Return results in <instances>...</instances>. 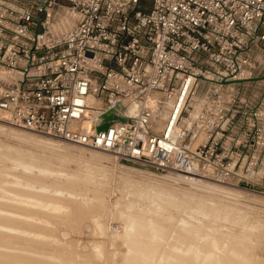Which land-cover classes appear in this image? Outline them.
<instances>
[{"label": "built area", "instance_id": "obj_1", "mask_svg": "<svg viewBox=\"0 0 264 264\" xmlns=\"http://www.w3.org/2000/svg\"><path fill=\"white\" fill-rule=\"evenodd\" d=\"M67 13L76 23L58 30ZM261 51L264 0H0V111L31 133L230 183L264 157V90L244 95ZM112 110L125 121L98 131Z\"/></svg>", "mask_w": 264, "mask_h": 264}, {"label": "rangeland", "instance_id": "obj_2", "mask_svg": "<svg viewBox=\"0 0 264 264\" xmlns=\"http://www.w3.org/2000/svg\"><path fill=\"white\" fill-rule=\"evenodd\" d=\"M258 61H259V65L251 77L253 79H250L249 81H247L245 83V87H244V95L246 97V100L248 102H250V104L258 103L257 101H259V97L264 90V51H261L260 54L258 55ZM2 115L5 116L7 119L5 117H3ZM6 115H5V113L0 111V120L3 121V122L0 121V123L8 125V127H10L9 129L12 128V134L15 132L16 133L21 132L23 134L34 135L35 137H38V138H32V139H25L24 140L22 137L19 138L15 134L11 135V134H8L6 132L2 133L0 131V136H1L0 137V156L2 155L1 153H3V151H5V147L7 145H9V146L12 145L11 147L7 146L11 149H12V147H16V148H14V150L16 149V151L17 150L22 151V152H15L14 151V152H12L13 155L11 154L12 157H15L14 159H16V160L21 159V160H19L20 162H17L16 160L13 161L11 159H9V160L7 159V161L4 164L2 163L3 165L0 162V169L10 171L7 173L9 175L7 176L6 183H5V181L3 182V185L5 188H3V187L0 188V191H2V192H0V200H1L0 202L2 203V204L0 203V206H2V207H0V212L2 210L3 213H6V214L9 213V215H12V216L15 215V213L17 212L18 215L17 214L16 215L20 216V218H23L22 215L24 214V217H26L27 219L29 218V220H31V221L36 220L35 222H37L36 227H37L38 234H40V233L41 234L51 233V234H54V236L58 235L57 237L52 238V235L50 234V236L47 237L49 240L46 238V241L48 240L47 242H50L49 247L53 248V250L56 249L55 251L58 250L61 253L64 252V254L65 253L67 254V255L65 254V257H64V260L67 261L66 264H68L70 262L76 263V264H125L126 262H127L126 264H141L140 262H136V261L131 262L130 260H128L129 256H131L133 254L132 251H134L133 250V244L131 242L132 237L131 236L129 237L128 235H132V233L134 234L136 232L135 230H133L131 228L132 226L129 227V224L137 226V224L135 225V222L132 224L133 221H130V220L131 219L132 220L135 219V221H137L138 219L140 220V218H141L140 216L142 214H143L142 216H148L149 219H152L150 221H147V224H148V222L151 223V221L153 223H156V225L158 223L157 226L162 224L161 225L162 226L161 231L163 230V232H160V230H158L156 228H161V226L155 227L156 225L153 223H151L154 225L153 229H156V231L153 230L154 232L149 231V228L152 227L151 224L146 226L148 228V232H150L152 234V235L151 234L149 235V233L147 232V234L150 237L146 236V238H144L145 240L148 241L147 243H149V240L151 243V245L149 244L150 247H149L148 251L152 252V253L148 252L149 258L147 259V261L149 260V262H147V264L148 263L149 264H156V262H158L157 264H163V263L165 264L168 260L167 255L171 252L174 254V252L176 253L177 251H180L177 248V247H180V245H182V246L179 249H181V251L185 255L186 254L189 255V256H187V255L186 256L189 259L192 258V259H190V261L192 260L193 262L191 261V263H189L190 262L189 259H186V262H185L184 257L186 258V256H183V258H182L183 253L179 254V252H177L176 257H175L176 260L174 259V264H177V263L178 264H193V263L194 264H196V263L200 264V262L202 264V262L207 261V259L204 258L205 253H203L204 260L201 259V256H202L201 254L199 256L200 258L198 257V254L195 256L194 254H196V252L199 250L200 246H198V248H197L198 250H196V247H194V246H197V243H199L198 245H201V247L202 246L204 247L206 245L204 243H207V246H208V245H210L209 240L211 241V238H212V241L210 243L213 244V242L216 241V243L213 244L215 247L210 246L211 248H213V251L216 249L215 250L216 253H213L214 255L212 254V258L211 257H209V258L211 260H214L213 258H215L216 260L219 259L218 260L219 264H226V262L229 264V261H226L227 259L230 260L231 264L233 262L236 264H264V157L263 156L261 157L262 160L260 162V166L258 168L256 167V169H254V170L253 169L247 170V168L244 167V165H242L240 167L237 166L236 172H238V175H236V177L234 176L235 178H233L230 183H219L216 181L214 182L212 180L209 181V179H207V178L201 179L200 177L196 178V177H191V176H184V175H180V174L170 172L167 170L157 169L158 170L157 171L156 168L154 169L153 167H151V168L148 167L150 165H147L145 167L142 166L143 169L144 168L146 169V170H144L146 172L143 174L142 172L138 173V172H133L131 170L129 171V170L122 168L123 166L121 165V163H131V162L123 161V160H121V158H117L116 155L113 153L103 151L100 149H91V148L87 149L86 147L67 143V142H63L61 140L52 138V137L44 135V134H38V133H34V132L31 133V131H28V130H22L21 131V129H18L9 123L8 117ZM13 129H15V130H13ZM14 136L16 137V139ZM48 138L53 140V143H55L54 146L49 145L47 142H45V139H48ZM42 139H44V140H42ZM195 146H194V148H195ZM68 149H70V150H68ZM24 150H25V153L23 152ZM81 151H83V152H81ZM93 151H100V153L106 154V158L104 159L102 164L98 165V163L94 162V160L92 158V156H93L92 152ZM64 154L70 157L69 161H71V162H65L64 163L63 161H61L62 155H64ZM91 154H92V156H90ZM107 154L109 156H107ZM58 155H59V157H58ZM111 155H113V156H111ZM263 155H264V153H263ZM18 156H20V157H18ZM88 160H89V164L87 162ZM91 160H93V161H91ZM48 161L50 163H48ZM90 162H92V164H90ZM12 163H13V165L14 164L15 165L13 166ZM93 164H96V165H93ZM48 165H50V166H48ZM62 165H63V167H62ZM143 165H146V164H143ZM12 166L14 167V170L17 168V166H19L20 169H18V168L16 169L18 173L13 171ZM59 170H61V171H59ZM12 171H13L14 175H13V173H12V175L10 174ZM25 171H26V173H25ZM141 171H143V170H141ZM151 171L157 172L160 176L155 177L154 175H152V173L150 175L149 172H151ZM15 173L18 176H16ZM34 173L37 175H35ZM27 175H29V176H27ZM12 176L16 177L17 179L15 180V178ZM37 176H39V177H37ZM28 177L29 178L31 177V180H36V182H33L34 187H30V184L32 183V181L31 180L29 181ZM25 178H27V179H25ZM41 179H42V181H41ZM19 180H21L20 181L21 183L19 182ZM11 181H12V183H11ZM37 181H39V182H37ZM17 182H19V183H17ZM40 183L41 184L44 183L45 185L44 184L41 185ZM8 187H9V189H8ZM25 188H26V190H25ZM33 188H36V189H33ZM23 190L25 192H28L29 190H30V192L31 191L33 192L35 190V192L38 191L39 193L45 194L49 197L53 196V198H55V199L59 198V196H60V198L57 200L62 201L61 204L64 205V209H62V210H64V211H62L60 213L59 212L60 210H58V209L61 206L60 205H57V206L54 205L55 202H52V201H50L48 203L42 202L46 206H44L41 203H38L41 201H37V203L35 204L36 201L34 198H32L28 195H27L28 196L27 197L26 194L23 196V193H24ZM20 191L23 193H20ZM93 191H94V193H93ZM48 193L51 194V196ZM5 194L7 196H5ZM1 195H2V197H1ZM11 195L12 196L15 195L14 197H16L18 199H16V198L11 199L12 198ZM9 196H11V197H9ZM29 197L31 199H34L33 200L34 202H32V201L30 202L31 199ZM53 198H50V199L47 198V201H48V199L53 200ZM19 199H21L20 204H18L19 206H21L20 211H18L19 209H15L16 207H14V203L15 204L19 203V202H17V201H20ZM96 199L99 201H97ZM8 200H10V201L8 202ZM12 200H14V202ZM28 200L30 203L28 202ZM22 201H25V202H22ZM11 202H13V203H11ZM8 203H10V204H8ZM6 204H7V206H6ZM52 204L54 205V207ZM40 205H43V206H40ZM50 205H52V206H50ZM66 205L68 207H66ZM8 206L11 208H9ZM34 206H36L38 209ZM13 207L15 209L14 212L16 211L15 213L12 211L10 212V210L13 209ZM24 207H26L25 210H24ZM33 208H35V210H32ZM42 208L44 210H42ZM30 209L33 212L35 211L34 214L36 216L34 214H32L33 212L31 213L33 220L30 219V217L25 216V214L28 215L30 213ZM93 209H95V210H93ZM218 209L221 212L220 211L216 212V210H218ZM5 210H7V211H5ZM22 210H23V214H20V212H22ZM27 210H29V213H24V211L27 212ZM37 210H39V211L41 210L40 214L38 213L39 211H37ZM91 210H93V211H91ZM134 210L135 211L140 210V212H137L138 215L139 214L140 215L137 216V213L134 214ZM153 210H154L156 216L154 215ZM141 211L143 212L142 214H141ZM144 211H145L146 215L144 214ZM128 212L129 213L132 212V214H134L133 216H137V217L134 218L132 216V214L130 216ZM148 212H150V213L147 214ZM31 214L29 216H31ZM123 214L127 215V216H124ZM47 215L50 216L51 221L53 222L52 223L53 225H50L51 221L49 218L48 219L50 222H48V219H47L48 216ZM76 215H78L79 217H81V216L82 217L79 218L78 216L76 217ZM128 215L131 218L130 220L127 219ZM37 216L42 218L43 220L42 219L38 220L40 218H38ZM56 216H58V217H56ZM69 216H70V218H69ZM121 216H123V217H121ZM74 218H76V219H74ZM155 218H156V220L158 219L159 221H157V222L154 221ZM45 219H47V220H45ZM149 219L147 218V220H149ZM2 220H0V223ZM63 220H65V222ZM128 220L130 221L129 224H127L129 222ZM16 221H19V220L13 221L12 227L8 224L3 223L5 225L4 226L1 223L0 228H2L3 226L6 227V229L3 227L5 229L6 234L8 232L7 230L9 229V232H8L9 234H7V235L10 236V233H11V237H10L11 239H14V238H12V235L16 234V235H14L15 240H19V241L21 240L24 243H29V242L34 243L35 241H31V240L28 241L27 239L22 240V237H20V233L21 232L23 233V231L26 233L28 231L26 233V234H28L31 231L30 235L29 234L28 235L30 238H32L34 235V232L32 231V229H35L36 227L34 228L31 226L32 228H28L26 231L25 230L26 228L23 226L24 224L21 223L22 224L21 225V224H19L20 222L17 223ZM126 221H127L126 224L128 227H126V225L124 226V223ZM14 222L21 225L25 229L24 228L22 229V227L18 228V227H20L19 225H18V227H16L17 224L15 226ZM47 222H48V224H47ZM160 222H161V224H159ZM42 223L45 225L42 226ZM101 223H103L104 225ZM48 225H50L54 228L51 227L52 229L51 228L49 229ZM7 227H10L12 229L10 230V228H7ZM13 228H15V229L13 230ZM123 228H125L127 230V232H124L126 230ZM182 228H183V230H181ZM185 228L187 230L189 229V232H192L193 234L196 232L197 233L195 235L190 233L193 236H191L190 234L187 235L189 232H186ZM195 228H197L198 231H196ZM4 229H0V234L3 233ZM20 229H22V230H20ZM1 230H2V232H1ZM150 230H152V229L150 228ZM194 230L196 232H194ZM14 231H15V233H14ZM41 231H44V232H41ZM18 232H19V234H18ZM177 232L180 234L178 235ZM126 233H130V234L127 235ZM161 233H163V234H161ZM174 233L178 235V238L176 236L175 241H173L175 236L172 235ZM6 234L3 233L2 235H3V237L8 238L9 236L7 237ZM26 234H22V235L28 238V235H26ZM55 234H57V235H55ZM156 234L159 236H155ZM17 235H19V236H17ZM31 235H32V237H31ZM124 235H125V237H127L129 239L127 240V238H125ZM180 235H182V237H183V235L185 237L191 236L190 238H192L193 241H192V239L188 240V238H187L188 241L186 240V238L182 240L179 237ZM214 235H215V237H214ZM172 236H174V238ZM206 236H207V238H206ZM210 236H212V237H210ZM157 237L159 238V241H157V239H158ZM160 237H162V238H160ZM163 237H165V238H163ZM149 238H151V239H149ZM202 238H205L203 240H205L206 242L203 243ZM54 239H56L55 241H57V242L53 241ZM152 239H153V241L154 240L155 241L153 242ZM51 240L54 243L51 242ZM160 240H164V241H161V243H160ZM217 240L219 241L220 244L217 243L218 242ZM170 241L171 242L173 241L172 246L177 243V245H175L176 249L172 248ZM183 241H184V244H186L188 246H190V244H193L194 246L192 245L190 247H191V249L193 247L192 250H194V248H195L196 251L194 250L192 252L190 247L182 244ZM190 241H192V242H190ZM224 241L226 243H224ZM180 242H181V244H178ZM187 242L189 244H187ZM233 242H234V244H233ZM127 243H128V245H126ZM159 244H161V245H159ZM216 244H217V246H216ZM218 244H219V247H218ZM224 245H225V247H224ZM61 246H63V247H61ZM128 246L131 250L128 249ZM185 246L187 248H189V249H187V251L185 250L186 253L183 249V248H185ZM220 246H222V247H220ZM170 247H171V249H169ZM10 248H11V250H13V249L16 250L15 247H9L8 249H10ZM226 248H227V250H225ZM172 249H174L176 251H173ZM11 250H9V251H11ZM18 250L20 252L24 253L23 248L20 247V248H18ZM127 250L129 251V253ZM154 250H156V251H154ZM25 251L29 252V253H35L36 255H38L36 252H32L26 248H25ZM136 251H134V254ZM222 251H224V252H222ZM69 252H71V253H69ZM158 252H159V255H158ZM188 252L191 253V257H190V253H188ZM74 253H75V257L73 258ZM155 253H156V255L154 256L153 254H155ZM192 253L195 257L200 259V262H198L199 259L197 260V258L195 261L193 260L195 257L192 255ZM223 253L225 254V257H224ZM238 253H241V254H238ZM42 255L43 254H41V256ZM230 255H233V257H236L237 255L238 256H237V258H234V259L232 258V260H231ZM239 255H242L243 259ZM70 256H71V258H70ZM159 256H161L163 258H160ZM151 257H153V258H151ZM217 257H218V259H217ZM125 258H127V260H125ZM159 258H160V260H159ZM209 258H208V260H209ZM225 258H226V260H225ZM161 259H162V262H161ZM239 261H240V263H239ZM152 262H154V263H152ZM182 262H184V263H182ZM209 262H210V260H209ZM205 263L206 262H204L203 264H205Z\"/></svg>", "mask_w": 264, "mask_h": 264}, {"label": "bare ground", "instance_id": "obj_3", "mask_svg": "<svg viewBox=\"0 0 264 264\" xmlns=\"http://www.w3.org/2000/svg\"><path fill=\"white\" fill-rule=\"evenodd\" d=\"M76 19H77V15L76 14H63V15H61V17H59V19H58V24H57V28H58V30H66V29H68V28H70L74 23H76ZM153 100V99H152ZM4 115V114H3ZM2 115V116H3ZM6 115V114H5ZM1 116V117H2ZM3 117H5V116H3ZM6 118V117H5ZM3 119V118H2ZM7 119V118H6ZM0 121H2V120H0ZM3 122V121H2ZM90 126V125H89ZM10 127H8V125H5V124H3V123H0V131L2 132V133H4V132H6V133H8V134H11V135H16L17 137H22L24 140L25 139H32V138H38V137H35L34 135H28V134H23V133H21V132H15V133H13L12 134V128L11 129H9ZM18 129H20V128H18ZM13 130H15V129H13ZM23 129H21V131H22ZM14 132V131H13ZM1 137V136H0ZM15 137V136H14ZM11 138V137H10ZM15 139H16V137H15ZM22 139V140H23ZM18 140V139H17ZM42 140H44V139H42ZM205 140V136L203 135V134H199L197 137H196V139H194L193 141H194V143L195 142H198L199 143V141H204ZM15 141V140H14ZM23 142V141H22ZM28 142V141H27ZM26 142V143H27ZM45 142H47L49 145H55V143H53V140L52 139H45ZM55 142V141H54ZM64 144V143H63ZM62 144V145H63ZM57 145V144H56ZM67 145V144H66ZM196 145V144H195ZM7 146H9V145H7ZM5 147V151H3V153H1L2 155L0 156L1 158H0V162H1V164L3 163H5L6 161H7V159L9 160V159H11V160H16V159H14L15 157H12V152H22V151H16V149L14 150V148H16V147H12V149L11 148H9V147H11V146H9V147ZM58 147V146H57ZM64 148V147H63ZM67 148V147H66ZM22 149V148H21ZM23 150V149H22ZM63 150V149H62ZM68 150H70V149H68ZM24 153H25V150L23 151ZM65 152V151H64ZM81 152H83V151H81ZM91 152V151H90ZM94 152V153H93ZM92 152V154H93V156H92V154L90 155V156H92V158H93V160H94V162H96V163H98V165L99 164H102V162L104 161V159L106 158V154H103V153H100V151H93ZM12 154V155H11ZM29 154V153H28ZM66 154V153H65ZM62 155V159H61V161H63L64 163L65 162H71V161H69V159H70V157L69 156H67V155ZM68 154V153H67ZM77 154V153H76ZM16 155V154H15ZM14 155V156H15ZM18 155V154H17ZM22 155V154H21ZM20 155V156H21ZM61 155V154H60ZM84 155V154H83ZM20 156H18V157H20ZM32 156V155H31ZM85 156V155H84ZM105 156V157H104ZM107 156H109L108 154H107ZM111 156H113V155H111ZM17 157V156H16ZM22 157V156H21ZM58 157H59V155H58ZM69 157V158H68ZM61 158V157H60ZM68 158V159H67ZM117 158H119V157H117ZM18 159V158H17ZM109 159V158H108ZM19 160H21V159H19ZM19 160H16L17 162H20ZM37 160V159H36ZM51 160V159H50ZM86 160V159H85ZM93 160H91V161H93ZM122 160V159H121ZM15 161V162H16ZM47 161V160H46ZM77 161V160H76ZM123 161H126V162H131V163H121V165L123 166L122 168H124V169H126V170H131V171H133V172H142L143 174L146 172V171H144V170H146L145 168L143 169V167L142 166H147V165H143V164H141V163H136V162H132V161H128V160H126L125 158L123 159ZM45 162V161H44ZM62 162V163H63ZM88 162V164H89V160L87 161ZM86 162V163H87ZM93 162V163H94ZM46 163V162H45ZM48 163H50L49 161H48ZM2 164V165H3ZM23 164V163H22ZM61 164V163H60ZM90 164H92V162H90ZM12 165H13V163H12ZM15 165V164H14ZM13 165V166H14ZM29 165V164H28ZM35 165V164H34ZM86 165V164H85ZM93 165H96V164H93ZM5 166V165H4ZM8 166V165H7ZM12 166V168H13V171L14 172H17V168L18 169H20L19 168V166H17V168L14 170V167ZM46 166V165H45ZM48 166H50V165H48ZM67 166V165H66ZM87 166V165H86ZM6 167V166H5ZM32 167V166H31ZM62 167H63V165H62ZM72 167V166H71ZM148 167H152L151 165L150 166H148ZM2 168V167H1ZM4 168V167H3ZM8 168V167H7ZM11 168V167H10ZM68 168V167H67ZM85 168V167H84ZM154 169H155V167H153ZM22 169V168H21ZM30 169V168H29ZM123 169V170H124ZM158 168H156V170H157ZM24 170V169H23ZM32 170V169H31ZM141 170H143V171H141ZM160 170H162V169H160ZM13 171L10 173L11 175H12V173H13ZM59 171H61V170H59ZM66 171V170H65ZM73 171V170H72ZM158 171V170H157ZM8 172H10L9 170H4V169H0V188L1 187H3V188H5L4 187V185H3V182L5 181V183H6V181H7V176L9 175V174H7ZM21 172V171H20ZM28 172V171H27ZM128 172V171H127ZM18 173V172H17ZM25 173H26V171H25ZM51 173V172H50ZM151 173H152V175H154L155 177L157 176H160L157 172H155V171H151V172H149V174L151 175ZM20 174V173H19ZM28 174V173H27ZM35 174V173H34ZM178 174V173H177ZM13 175H14V173H13ZM15 175L16 176H18L16 173H15ZM26 175V174H25ZM35 175H37V174H35ZM47 175V174H46ZM180 175H183V174H180ZM27 176H29V175H27ZM48 176V175H47ZM73 176V175H72ZM149 176V175H148ZM184 176H186V175H184ZM12 177H14V176H12ZM37 177H39V176H37ZM49 177V176H48ZM15 178V180L17 179L16 177H14ZM160 178V177H159ZM196 178H199V177H196ZM9 179V178H8ZM20 179V178H19ZM25 179H27V178H25ZM28 179H29V181L31 180V177L29 178L28 177ZM40 179V178H39ZM201 179H203V178H201ZM22 180V179H21ZM21 180H19V182L21 181ZM75 180V179H74ZM152 180V179H151ZM206 180V179H205ZM28 181V180H27ZM26 181V182H27ZM32 181V183L30 184V187H34V185H33V182H36V180H31ZM41 181H42V179H41ZM209 181H210V179H209ZM213 181V180H212ZM16 182V181H15ZM19 182H17V183H19ZM23 182V181H22ZM25 182V183H26ZM37 182H39V181H37ZM44 182V181H43ZM92 182V181H91ZM215 182V181H214ZM11 183H12V181H11ZM21 183V182H20ZM54 183V182H53ZM28 184V185H29ZM41 184V183H40ZM44 184V183H43ZM43 184H41V185H43ZM14 185V184H13ZM45 185V184H44ZM47 185V184H46ZM139 185V184H138ZM7 187V186H6ZM36 187V186H35ZM45 187V186H44ZM15 188V187H14ZM40 188V187H39ZM56 188V187H55ZM217 188V187H216ZM8 189H9V187H8ZM12 189V188H11ZM32 189V188H31ZM30 189V190H31ZM33 189H36V188H33ZM25 190H26V188H25ZM30 190L28 191V192H25L24 190V193L23 192H21L20 191V193H23V196L26 194V196L28 195V196H30V197H32V198H34L35 199V204L37 203V201H41V202H38V203H41V204H43L42 202H45V203H48V202H50V201H52V202H55L54 203V205H60L59 207V209L58 210H60L59 212L61 213L62 211H64V210H62V209H64V205L63 204H61L62 203V201L61 200H57V199H59L60 198V196H59V198H57V199H55V198H53V196H51V194H49L51 197H49V196H47V195H45V194H41V193H39L38 191H36L35 192V190L32 192H30ZM224 190V189H223ZM12 191V190H11ZM143 191V190H142ZM222 191V190H221ZM0 192H2V191H0ZM43 193V192H42ZM93 193H94V191H93ZM100 193V192H99ZM7 194V193H6ZM5 194V196H7ZM98 194V193H97ZM9 195V194H8ZM21 195V194H20ZM12 196V195H11ZM11 196H9V197H11ZM15 196V195H14ZM14 196H12V198L11 199H15L16 197H14ZM18 196V195H17ZM22 196V195H21ZM27 196V197H28ZM1 197H2V195H1ZM20 197V196H19ZM29 197V198H30ZM95 197V196H94ZM97 197V196H96ZM141 197V196H140ZM144 197V196H143ZM47 198H53V200H49L48 199V201H47ZM62 198V197H61ZM145 198V197H144ZM9 199V198H8ZM16 199H18V198H16ZM31 199V198H30ZM34 199H31L30 200V202L32 201V202H34L33 200ZM55 199V200H54ZM63 199V198H62ZM100 199V198H99ZM20 201H17V202H19V203H14V207H16L15 209H19L18 211H20L21 209H20V207L21 206H19L18 204H20V202H21V199H19ZM74 200V199H73ZM81 200V199H80ZM97 200V199H96ZM1 201V200H0ZM10 200H8V202H9ZM13 202H14V200H12ZM69 201V200H68ZM97 201H99V200H97ZM96 201V202H97ZM102 201V200H101ZM100 201V202H101ZM4 202V201H3ZM13 202H11V203H13ZM22 202H25V201H22ZM28 202H29V200H28ZM29 202V203H30ZM51 202V203H52ZM58 202V203H57ZM80 202V201H79ZM1 203V202H0ZM68 203V202H67ZM78 203V202H77ZM82 203V202H81ZM2 204V203H1ZM8 204H10V203H8ZM24 204V203H23ZM32 204V203H31ZM44 206H46L45 204H43ZM43 205H40V206H43ZM53 205V204H52ZM52 205H50V206H52ZM54 205H53V207H54ZM6 206H7V204H6ZM10 206V205H9ZM8 206V207H9ZM12 206V205H11ZM48 206V205H47ZM75 206V205H74ZM80 206V205H79ZM82 206V205H81ZM216 206V205H215ZM214 206V207H215ZM0 207H2V206H0ZM14 207H13V209H11L10 210V212L12 211V212H14ZM34 207H36V206H34ZM52 207V208H53ZM66 207H68L67 205H66ZM77 207V206H76ZM9 208H11V207H9ZM23 208V207H22ZM31 208V207H30ZM37 208V207H36ZM92 208V207H91ZM217 208V207H216ZM2 209V208H1ZM6 209V208H5ZM8 209V208H7ZM26 209V207H24V210ZM28 209V208H27ZM38 209V208H37ZM57 209V208H56ZM144 209V208H143ZM158 209V208H157ZM221 209V208H220ZM9 210V209H8ZM32 210H35V208H33ZM31 209H30V213H29V210H27V212L26 211H24V213H29L28 215H26L25 214V216H27V217H30V219H32L33 220V218H32V214H34V212L32 211ZM42 210H44L43 208H42ZM53 210V209H52ZM67 210V209H66ZM93 210H95V209H93ZM93 210H91V211H93ZM4 211V210H3ZM5 211H7V210H5ZM37 211H39V210H37ZM36 211V212H37ZM103 211V210H102ZM130 211V210H129ZM217 211H220L219 209L218 210H216V212ZM1 212H2V210H1ZM0 212V220H2L1 221V223H2V225H4L3 223H5V224H8V225H10L11 227H12V223H13V221H15V220H19V221H16L17 223H19V224H24L23 226L26 228H24V227H22L21 225H19V224H17V223H15V226H16V224H17V226L16 227H18V225L20 226V227H18V228H21L22 227V229L24 228L26 231H27V229L28 228H32V227H36V225H37V222H35L36 220H34V221H31V220H29V218L27 219L26 217H24V214H23V210H22V212H20V214H23L22 216H23V218H20V216H17L18 214H17V212L15 213V215H9V213H1ZM9 212V211H8ZM33 212V213H32ZM40 212H41V210L38 212L39 214H40ZM137 212H140V210H138V211H135L134 210V214L135 213H137ZM153 212H154V210H153ZM215 212V213H216ZM221 212V211H220ZM219 212V213H220ZM19 213V212H18ZM32 213V214H31ZM47 213V212H46ZM57 213V212H56ZM98 213V212H97ZM129 213V212H128ZM143 212L141 211V214H142ZM150 212H148L147 214H149ZM152 213V212H151ZM159 213V212H158ZM17 214V215H16ZM19 214V215H20ZM31 214V216H29ZM38 214V215H39ZM42 214V213H41ZM131 214H132V212L131 213H129V215L131 216ZM134 214H132V216L134 215ZM144 214L146 215V213H145V211H144ZM160 214V213H159ZM158 214V215H159ZM35 215V214H34ZM33 215V216H34ZM79 215V214H78ZM78 215H76V217L78 216ZM82 215V214H81ZM101 215V214H100ZM124 215V214H123ZM129 215H128V217H127V219H131L130 217H129ZM140 215V214H139ZM138 215V213H137V216H139ZM143 215V214H142ZM140 216L141 218H140V220L138 219L137 221H135V219L134 220H130V221H133L132 222V224L135 222V225L137 224V226H134V225H130L129 223H130V221L127 223V221L124 223V226L126 225V227H128L127 226V224H129V227L130 226H132L131 228L133 229V230H135L134 232V234L132 233V235H128V234H130V233H126L129 237L131 236L132 238V244H133V250L134 251H136L135 252V254H134V251H132V255L131 256H129V259L128 260H130L131 262H140L141 264H147V262H149V260L147 261V259L149 258L148 257V250H149V244L151 245V243H150V240H149V243H147L148 241L147 240H145L144 238H146V236H148V237H150L149 235L151 234L150 232H148V228L146 227L147 225H149V224H151V223H153L152 221H151V223L150 222H148V224H147V221H150V220H152V219H149V217L148 216ZM154 215H155V212H154ZM220 215V214H219ZM36 216V215H35ZM48 216V217H47ZM46 217H47V219L49 218L50 219V221H51V218H50V216L49 215H47ZM75 216V215H74ZM124 216H127V215H124ZM137 216H133L134 218H136ZM150 216V215H149ZM156 216V215H155ZM38 217V216H37ZM54 217V216H53ZM56 217H58V216H56ZM72 217V216H71ZM79 217V216H78ZM82 217V216H81ZM81 217H79V218H81ZM121 217H123V216H121ZM149 219V220H147V218ZM35 218V217H34ZM38 218H40V217H38ZM69 218H70V216H69ZM99 218V217H98ZM103 218V217H102ZM157 218V217H156ZM156 218L154 219V221H159L158 219L156 220ZM42 218H40V219H38V220H41ZM47 219H45V220H47ZM49 219H48V222H50L49 221ZM74 219H76V218H74ZM92 219V218H91ZM43 220V219H42ZM44 220V221H45ZM59 220V219H58ZM54 221V220H53ZM64 222H65V220H63ZM75 221V220H74ZM119 221V220H118ZM125 221V220H124ZM123 221V222H124ZM42 222V221H41ZM40 222V223H41ZM46 222V221H45ZM48 222H47V224H48ZM1 223H0V225H1ZM53 222L51 221V223H50V225H53L52 224ZM127 223V224H126ZM55 224V223H54ZM101 224H103V223H101ZM153 224H155L156 225V223H153ZM153 224H151L152 225V227H150L152 230H150V228H149V231H153V230H155L156 231V229H158V230H160V232H163V230L161 231V229H162V224H161V222L159 223V224H161V225H159V226H157L158 225V223H157V225L155 226V227H160L161 226V228H156V229H153ZM43 225H45V224H43L42 223V226ZM50 225H48L49 226V229L52 227V226H50ZM100 225V224H99ZM104 225V224H103ZM5 226V225H4ZM3 226V227H4ZM30 226V227H29ZM32 226V227H31ZM102 226V225H101ZM165 226V225H164ZM0 228V229H6V227H4V228ZM45 227V226H44ZM7 228H10V227H7ZM52 228H54V227H52ZM51 228V229H52ZM58 228V227H57ZM100 228V227H99ZM103 228V227H102ZM166 228V227H165ZM184 228V227H183ZM183 228L181 229V230H183ZM5 229H4V231H3V233L4 234H6L5 233ZM12 228H10V230H11ZM15 228H13V230H14ZM22 229H20V230H22ZM45 229V228H44ZM43 229V230H44ZM123 229H125V228H123ZM128 229V228H127ZM17 230V229H16ZM19 230V229H18ZM102 230V229H101ZM104 230V229H103ZM126 230V229H125ZM131 230V229H130ZM157 230V231H158ZM166 230V229H165ZM185 230H186V232H189V229L187 230L186 228H185ZM191 230V229H190ZM195 230L196 231H198V229L197 228H195ZM194 230V232H196ZM8 232H9V229L7 230ZM32 231L34 232V235H33V237H32V235H31V237L32 238H30L29 237V235H30V232L28 233V234H26L24 231H23V233L22 234H26V235H28V238L27 237H25V236H23L21 233H20V237H22V240L23 239H27L28 241L29 240H31V241H35L34 243L32 242V243H24V242H22L21 240L19 241V240H15V236L14 235H16V234H14V235H12V238H14V239H11L10 237H11V233H10V236L9 235H7V234H9L8 232H7V234H6V236L8 237V238H5V237H3V233H1L0 235L2 236H0V264H59L60 262L62 263V264H66V262L67 261H65L64 260V257H65V254H64V252H60V251H55V250H53V248H51V247H49V243L50 242H47L49 239L47 238V237H49L50 236V234L51 233H49V234H38V232H37V227L35 228V229H32ZM1 232H2V230H1ZM13 232V231H12ZM20 232V231H19ZM19 232H18V234H19ZM32 232V233H33ZM41 232H44V231H41ZM47 232V231H46ZM119 232V231H118ZM123 232V231H122ZM124 232H127V230L126 231H124ZM129 232V231H128ZM147 232L149 233V235L147 234ZM154 232V231H153ZM152 232V233H153ZM14 233H15V231H14ZM61 233V232H60ZM178 233V232H177ZM190 233H192V232H189L187 235H189ZM197 233V232H196ZM196 233H192L193 235H195ZM207 233V232H206ZM210 233V232H209ZM13 234V233H12ZM122 234V233H121ZM125 234V233H124ZM154 234V233H153ZM158 234V233H157ZM155 235V236H159V235ZM161 234H163V233H161ZM160 234V235H161ZM165 234V233H164ZM167 234V233H166ZM180 233H178V235H179ZM183 234V233H182ZM192 234H190L191 236H193ZM211 234V233H210ZM52 235V238H54V237H57L58 235L57 234H55V235H57V236H54V234H51ZM117 235V234H116ZM152 235V234H151ZM172 235H174L175 236V238H174V236H172L174 239H173V241H175L176 240V236H177V238H178V235L177 234H172ZM185 235V234H184ZM183 235V237H182V235H180L179 237H180V239H185L186 238V240H187V238H188V240H191L192 238H190V237H185ZM212 235V234H211ZM17 236H19V235H17ZM121 236V235H120ZM162 236V235H161ZM167 236V235H166ZM124 237H125V235H124ZM152 237V236H151ZM154 237V236H153ZM182 237V238H181ZM210 237H212V236H210ZM214 237H215V235H214ZM46 238L48 239L47 241H46ZM125 238H127V237H125ZM158 238V237H157ZM160 238H162V237H160ZM163 238H165V237H163ZM168 238V237H167ZM190 238V239H189ZM206 238H207V236H206ZM129 238H127V240H128ZM148 239V238H147ZM149 239H151V238H149ZM203 239H205V238H202V240ZM210 239V238H209ZM216 239V238H215ZM225 239V238H224ZM56 239H54L53 241H55ZM187 240V241H188ZM207 240V239H206ZM220 240V239H219ZM223 240V239H222ZM52 240H51V242H53ZM124 241V240H123ZM152 241H153V239H152ZM155 241V240H154ZM153 241V242H154ZM157 241H159V238L157 239ZM161 241H164V240H160V243H161ZM169 241V240H168ZM172 241V242H173ZM181 241V240H180ZM185 241V240H184ZM184 241H183V243L182 244H184ZM192 241H193V239H192ZM192 241H190V242H192ZM211 241H212V238H211ZM210 240H209V244L210 245H208L207 246V243H204V242H206L205 240H203V243L204 244H206L204 247L202 246L201 247V245H198L199 243H197V246H194L193 244H190V246H194V247H196V250H198L197 248H198V246H200L199 247V250L196 252V254H194L195 256L198 254V257L200 256V254L202 255L201 256V259L202 260H204V258H206L207 259V261H204V262H206L205 264H219L218 263V257H217V259L218 260H216L215 258H213L214 260H211L209 257H211L212 258V254L213 253H216V249L213 251V248H211V247H213L214 245V243H216V241L215 242H213V244L212 243H210L211 242ZM214 241V240H213ZM218 241V240H217ZM221 241V240H220ZM230 241V240H229ZM55 242H57V241H55ZM126 242V241H125ZM166 242V241H165ZM171 242V241H170ZM172 242H171V246H172ZM178 242V241H177ZM228 242V241H227ZM54 243V242H53ZM186 243V242H185ZM202 243V244H203ZM217 243H219V241L217 242ZM224 243H226L225 241H224ZM20 244V245H19ZM59 244V243H58ZM168 244V243H167ZM170 244V243H169ZM178 244H181V242L180 243H178ZM187 244H189L188 242H187ZM212 244V245H211ZM220 244V243H219ZM219 244H218V247H219ZM233 244H234V242H233ZM51 245V244H50ZM126 245H128V243L126 244ZM154 245V244H153ZM158 245V244H157ZM159 245H161V244H159ZM175 245H177V243L176 244H174L173 246H172V248H175L176 249V247H175ZM184 245H186V244H184ZM183 245V246H184ZM222 245V244H221ZM227 245V244H226ZM17 246V247H16ZM71 246V245H70ZM156 246V245H155ZM166 246V245H165ZM182 245H180V247H181ZM186 246H188V245H186ZM185 246V248H183L184 249V251L186 250L187 251V249H189V248H187ZM190 246H188V247H190ZM211 246V247H210ZM216 246H217V244H216ZM9 247H15L16 248V250L15 249H13V250H11V248L10 249H8ZM23 248L24 249V253L23 252H20L19 250H18V248ZM61 247H63V246H61ZM159 247V246H158ZM161 247V246H160ZM164 247V246H163ZM180 247H177L178 248V250H180L181 251V249H179ZM215 247V246H214ZM217 247V248H218ZM220 247H222V246H220ZM224 247H225V245H224ZM25 248L26 249H28V250H30V251H32V252H36L38 255H36L35 253H29V252H26L25 251ZM55 248V247H54ZM168 248V247H167ZM8 249V250H7ZM128 249H130L129 248V246H128ZM169 249H171V247L169 248ZM190 249H191V247H190ZM192 249H193V247H192ZM191 249V250H192ZM235 249V248H234ZM9 250H11V251H9ZM15 250V251H14ZM65 250V249H64ZM75 250V249H74ZM131 250V249H130ZM157 250V249H156ZM156 250H154V251H156ZM167 250V249H166ZM173 251H176V250H174V249H172ZM194 250H195V248H194ZM194 250H192V252L194 251ZM195 250V251H196ZM225 250H227V248L225 249ZM232 250V249H231ZM55 251V252H54ZM128 251V250H127ZM152 251V250H151ZM180 251H177V252H179V254L180 253H183L182 251L180 252ZM186 251H185V253H186ZM189 251V250H188ZM237 251V250H236ZM26 252V253H25ZM67 252V251H66ZM131 252V251H130ZM164 252V251H163ZM177 252L175 253L174 252V254L171 252V253H169L168 255H167V257H168V260H167V262L165 263V264H174V259L176 260V254H177ZM222 252H224V251H222ZM227 252V251H226ZM232 252V251H231ZM68 253V252H67ZM69 253H71V252H69ZM128 253H129V251H128ZM149 253H152V252H149ZM162 253V252H161ZM188 253H190V252H188ZM203 253H205L204 254V258H203ZM41 254H43L42 256H41ZM73 254V253H72ZM131 254V253H130ZM163 254V253H162ZM167 254V253H166ZM178 254V255H179ZM224 254V253H223ZM227 254V253H226ZM230 254V253H229ZM236 254V253H235ZM234 254V255H235ZM238 254H241V253H238ZM67 255V254H66ZM125 255V254H124ZM154 256L156 255V253L155 254H153ZM158 255H159V252H158ZM182 255V254H181ZM187 255V254H186ZM184 253H183V255H182V258H183V256H186ZM192 255H193V253H192ZM193 255V256H194ZM214 255V254H213ZM228 255V254H227ZM72 256V255H71ZM71 256H70V258H71ZM126 256V255H125ZM150 256V255H149ZM153 256V257H154ZM163 256V255H162ZM187 256H189V255H187ZM186 256V258L184 257V259H185V262H186V259H189L188 257ZM194 256V257H195ZM209 258V260H210V262H209V260H208V258ZM222 256V255H221ZM229 256V255H228ZM231 256V260H232V258L234 259V258H237V256L236 257H233V255H230ZM239 256H241L242 257V255H239ZM75 257V253H74V256H73V258ZM153 257H151V258H153ZM160 258H163V257H161V256H159ZM178 257V256H177ZM190 257H191V253H190ZM224 257H225V254H224ZM227 257V256H226ZM150 258V259H151ZM155 258V257H154ZM160 258H159V260H160ZM196 258L197 257H195L193 260L195 261L196 260ZM200 258V257H199ZM199 258H197V260L199 259ZM229 258V257H228ZM239 258V257H238ZM183 259V260H184ZM190 259H192V258H190ZM190 259H189V261H190ZM205 259V260H206ZM241 259V258H240ZM242 259H243V257H242ZM58 260V261H57ZM125 260H127V258H125ZM153 260V259H152ZM158 260V261H159ZM201 260V261H202ZM225 260H226V258H225ZM236 260V259H235ZM154 261V260H153ZM178 261V260H177ZM192 261V260H191ZM191 261L189 262V263H191ZM224 261V260H223ZM226 261H229V264H231L230 263V260H226ZM124 262V261H123ZM160 262V261H159ZM161 262H162V259H161ZM193 262V261H192ZM197 262V261H196ZM198 262H200V259L198 260ZM204 262H202V264L204 263ZM237 262V261H236ZM242 262V261H241ZM60 263V264H61ZM71 264H76V263H72V262H70ZM70 263H68V264H70ZM86 263V262H85ZM127 263V262H126ZM125 263V264H126ZM152 263H154V262H152ZM158 262H156V264H157ZM182 263H184V262H182ZM221 263V262H220ZM238 263V262H237ZM239 263H240V261H239ZM149 264V263H148ZM164 264V263H163ZM178 264V263H177ZM194 264V263H193ZM196 264H198V263H196ZM200 264H201V262H200ZM226 264H228L227 262H226ZM232 264H236V263H232Z\"/></svg>", "mask_w": 264, "mask_h": 264}, {"label": "water", "instance_id": "obj_4", "mask_svg": "<svg viewBox=\"0 0 264 264\" xmlns=\"http://www.w3.org/2000/svg\"><path fill=\"white\" fill-rule=\"evenodd\" d=\"M89 115H91V112L88 113V116H89ZM103 117H104V118H103L102 123H101L99 126H97V128H96L98 131H101V130H107L108 127L112 124V122H113L114 120L125 121V119L119 117V116L116 114V112H115L114 110L105 113V114L103 115ZM89 125H90V126H89ZM84 126L87 128V131H88L89 133H93V132H94V124H93V123H91V122H86V123L84 124ZM242 185H243V184H242Z\"/></svg>", "mask_w": 264, "mask_h": 264}]
</instances>
